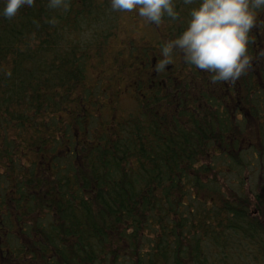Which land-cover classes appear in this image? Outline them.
<instances>
[{
	"label": "trees",
	"instance_id": "obj_1",
	"mask_svg": "<svg viewBox=\"0 0 264 264\" xmlns=\"http://www.w3.org/2000/svg\"><path fill=\"white\" fill-rule=\"evenodd\" d=\"M199 2L0 15V264H264V8L237 80L157 72Z\"/></svg>",
	"mask_w": 264,
	"mask_h": 264
},
{
	"label": "clouds",
	"instance_id": "obj_2",
	"mask_svg": "<svg viewBox=\"0 0 264 264\" xmlns=\"http://www.w3.org/2000/svg\"><path fill=\"white\" fill-rule=\"evenodd\" d=\"M35 0H5L0 15L13 18L21 7ZM114 11L138 12L148 22L159 25L167 16L177 19L174 0H110ZM191 4L192 0H184ZM49 7H66V0H49ZM264 0H200L190 11V19L181 34L161 49L156 64L163 71L172 61L174 50L183 53L187 63L210 73L212 84L237 80L251 65L248 54L249 33L256 26V9ZM53 23L55 21H52Z\"/></svg>",
	"mask_w": 264,
	"mask_h": 264
}]
</instances>
